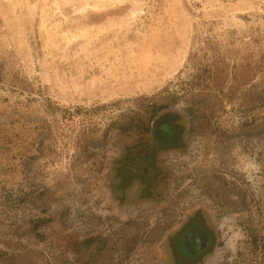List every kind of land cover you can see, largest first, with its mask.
Returning a JSON list of instances; mask_svg holds the SVG:
<instances>
[{
	"label": "rangeland",
	"instance_id": "1",
	"mask_svg": "<svg viewBox=\"0 0 264 264\" xmlns=\"http://www.w3.org/2000/svg\"><path fill=\"white\" fill-rule=\"evenodd\" d=\"M0 264H264V0H0Z\"/></svg>",
	"mask_w": 264,
	"mask_h": 264
},
{
	"label": "flooded vegetation",
	"instance_id": "2",
	"mask_svg": "<svg viewBox=\"0 0 264 264\" xmlns=\"http://www.w3.org/2000/svg\"><path fill=\"white\" fill-rule=\"evenodd\" d=\"M190 241L181 242L179 244L180 250H183L185 254H189L191 259H196L197 257H201L208 252L209 240L201 234H194L190 236Z\"/></svg>",
	"mask_w": 264,
	"mask_h": 264
},
{
	"label": "water",
	"instance_id": "3",
	"mask_svg": "<svg viewBox=\"0 0 264 264\" xmlns=\"http://www.w3.org/2000/svg\"><path fill=\"white\" fill-rule=\"evenodd\" d=\"M194 234H197L196 232H194Z\"/></svg>",
	"mask_w": 264,
	"mask_h": 264
}]
</instances>
